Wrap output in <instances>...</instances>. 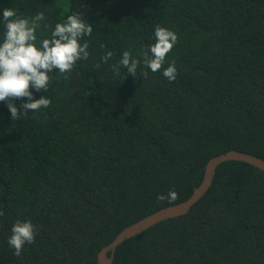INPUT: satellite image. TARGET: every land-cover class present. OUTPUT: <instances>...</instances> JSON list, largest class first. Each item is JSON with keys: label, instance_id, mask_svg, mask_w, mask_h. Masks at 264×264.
<instances>
[{"label": "trees", "instance_id": "trees-1", "mask_svg": "<svg viewBox=\"0 0 264 264\" xmlns=\"http://www.w3.org/2000/svg\"><path fill=\"white\" fill-rule=\"evenodd\" d=\"M67 2L0 0V43L4 8L45 14L38 47L73 12L93 29L68 79L53 69L48 92L30 88L50 107L13 120L0 101V264H100L125 227L188 199L210 158H264V0ZM157 26L178 36L163 66L175 62L172 82L143 64ZM124 51L146 76L114 75ZM169 190L172 204L157 199ZM17 220L36 228L19 257L7 242ZM113 264H264V170L223 162L189 213L120 244Z\"/></svg>", "mask_w": 264, "mask_h": 264}, {"label": "clouds", "instance_id": "clouds-1", "mask_svg": "<svg viewBox=\"0 0 264 264\" xmlns=\"http://www.w3.org/2000/svg\"><path fill=\"white\" fill-rule=\"evenodd\" d=\"M2 17L5 31L3 42L0 43V101L7 103L11 118L18 120L21 114H27L29 110L36 112L41 108L50 107L52 101L46 96L34 100L30 88L48 92L53 79V69H58V73L68 79L66 74L71 73L78 61L88 60L89 43L86 40L83 43L80 41L85 36H91L93 29L81 13L73 12L67 16L66 22L57 23L51 32V38L40 41L38 47L36 32L40 22L45 20L43 12L31 18H22L14 9L4 8ZM154 35L155 43L149 45L142 53L143 64L153 73L162 70V75L169 82L175 81L178 74L175 62L166 68L163 66L167 55L177 43L178 36L160 26L155 28ZM112 55L111 51L107 52L101 58L102 62L107 63ZM139 63L140 61L131 58L129 51H124L118 64L111 65V70L114 75L119 76L122 66L132 77H137L138 73L146 76V72L138 71ZM95 67L99 68L100 65L96 64ZM25 97L28 102L18 108L13 101ZM157 199H167L168 203L172 204L178 199V193L169 190L167 195L160 194ZM3 215L4 212L0 211V216ZM35 237L36 228L31 221L17 220L11 228L7 242L14 250L13 254L19 257L25 244L35 243Z\"/></svg>", "mask_w": 264, "mask_h": 264}, {"label": "water", "instance_id": "water-1", "mask_svg": "<svg viewBox=\"0 0 264 264\" xmlns=\"http://www.w3.org/2000/svg\"><path fill=\"white\" fill-rule=\"evenodd\" d=\"M229 160L244 161L264 170V158L237 149H232L210 158L201 184L194 190L188 199L160 208L125 227L108 245L104 246L99 251L98 259L100 264H113L117 247L126 240L139 235L146 229L165 219L189 213L193 205L197 203L210 189L214 181L217 168L223 162Z\"/></svg>", "mask_w": 264, "mask_h": 264}, {"label": "rangeland", "instance_id": "rangeland-1", "mask_svg": "<svg viewBox=\"0 0 264 264\" xmlns=\"http://www.w3.org/2000/svg\"><path fill=\"white\" fill-rule=\"evenodd\" d=\"M60 1L64 8H69V2H67V0H60Z\"/></svg>", "mask_w": 264, "mask_h": 264}]
</instances>
